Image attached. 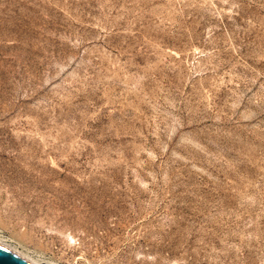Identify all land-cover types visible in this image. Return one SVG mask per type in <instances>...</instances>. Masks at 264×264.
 Instances as JSON below:
<instances>
[{
  "label": "rangeland",
  "instance_id": "374dc122",
  "mask_svg": "<svg viewBox=\"0 0 264 264\" xmlns=\"http://www.w3.org/2000/svg\"><path fill=\"white\" fill-rule=\"evenodd\" d=\"M0 237L264 264V0H0Z\"/></svg>",
  "mask_w": 264,
  "mask_h": 264
},
{
  "label": "water",
  "instance_id": "95a60500",
  "mask_svg": "<svg viewBox=\"0 0 264 264\" xmlns=\"http://www.w3.org/2000/svg\"><path fill=\"white\" fill-rule=\"evenodd\" d=\"M0 264H31L0 244Z\"/></svg>",
  "mask_w": 264,
  "mask_h": 264
},
{
  "label": "bare ground",
  "instance_id": "6f19581e",
  "mask_svg": "<svg viewBox=\"0 0 264 264\" xmlns=\"http://www.w3.org/2000/svg\"><path fill=\"white\" fill-rule=\"evenodd\" d=\"M0 244L3 245L4 247L8 248L9 250H11L12 252H14L15 254L19 255L20 257H22L23 259H25L26 261L30 262L31 264H39L36 260V262L34 260H32V258L28 255H25L24 253L20 252V250L18 251L17 248L11 246V244L6 243L2 237H0ZM30 257V258H29ZM41 264V263H40Z\"/></svg>",
  "mask_w": 264,
  "mask_h": 264
}]
</instances>
